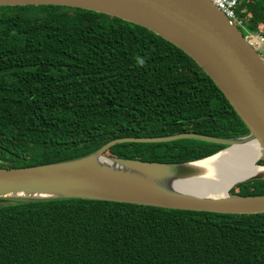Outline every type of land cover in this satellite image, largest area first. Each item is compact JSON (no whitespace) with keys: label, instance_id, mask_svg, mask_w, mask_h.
<instances>
[{"label":"trees","instance_id":"obj_1","mask_svg":"<svg viewBox=\"0 0 264 264\" xmlns=\"http://www.w3.org/2000/svg\"><path fill=\"white\" fill-rule=\"evenodd\" d=\"M264 31V0H240ZM248 129L212 80L153 32L94 11L0 7V168L85 157L118 138ZM197 139L121 143L105 154L198 160ZM264 195V180L234 186ZM0 264H264V213L220 214L80 198L0 197Z\"/></svg>","mask_w":264,"mask_h":264},{"label":"water","instance_id":"obj_2","mask_svg":"<svg viewBox=\"0 0 264 264\" xmlns=\"http://www.w3.org/2000/svg\"><path fill=\"white\" fill-rule=\"evenodd\" d=\"M79 8L143 27L189 56L216 85L248 129L238 138L196 133L118 138L85 157L21 168H0V197L80 198L220 214L264 213V195L209 193L210 170L193 166L235 145L254 141L264 160V60L239 29L207 0H0V7ZM197 139L226 147L214 155L180 163L148 162L105 153L121 143ZM260 167V166H258ZM264 169V165L261 166ZM264 180L255 174L238 185ZM233 185V186H234ZM232 186V187H233Z\"/></svg>","mask_w":264,"mask_h":264},{"label":"bare ground","instance_id":"obj_3","mask_svg":"<svg viewBox=\"0 0 264 264\" xmlns=\"http://www.w3.org/2000/svg\"><path fill=\"white\" fill-rule=\"evenodd\" d=\"M259 159L258 146L252 141L232 146L208 160L194 163L193 166L208 168L209 184L205 188L214 196L224 197L236 182L264 173V169L257 166Z\"/></svg>","mask_w":264,"mask_h":264},{"label":"built area","instance_id":"obj_4","mask_svg":"<svg viewBox=\"0 0 264 264\" xmlns=\"http://www.w3.org/2000/svg\"><path fill=\"white\" fill-rule=\"evenodd\" d=\"M213 4L219 11H221L226 18H228L238 29L241 28L245 33L244 40L248 45L264 60V31L260 28L258 30H248L245 19L237 13V5L240 0H207Z\"/></svg>","mask_w":264,"mask_h":264},{"label":"rangeland","instance_id":"obj_5","mask_svg":"<svg viewBox=\"0 0 264 264\" xmlns=\"http://www.w3.org/2000/svg\"><path fill=\"white\" fill-rule=\"evenodd\" d=\"M239 31H240V33L242 34V35H244V31L241 29V28H239ZM264 165V160L263 159H259V161L257 162V166H263ZM235 186V185H234ZM234 186L229 190L231 193H233V194H236V189L234 188Z\"/></svg>","mask_w":264,"mask_h":264}]
</instances>
